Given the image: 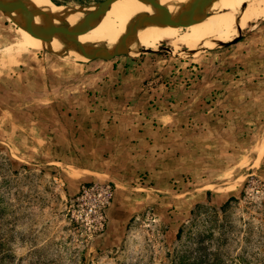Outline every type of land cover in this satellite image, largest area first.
<instances>
[{
    "label": "crops",
    "instance_id": "1",
    "mask_svg": "<svg viewBox=\"0 0 264 264\" xmlns=\"http://www.w3.org/2000/svg\"><path fill=\"white\" fill-rule=\"evenodd\" d=\"M34 51L0 68V147L21 161L73 172L71 196L83 182L114 186L97 250L122 244L139 209L134 190L171 195L165 184L181 165L196 170L190 163L198 150L234 156L230 150L264 126V62L245 54L232 62L206 51L193 73V59L167 64L144 51L88 63ZM10 76L12 104L1 94Z\"/></svg>",
    "mask_w": 264,
    "mask_h": 264
},
{
    "label": "rangeland",
    "instance_id": "2",
    "mask_svg": "<svg viewBox=\"0 0 264 264\" xmlns=\"http://www.w3.org/2000/svg\"><path fill=\"white\" fill-rule=\"evenodd\" d=\"M49 1L80 6L104 0ZM3 22L8 27L0 31V68L11 66L28 50L85 63L36 48L25 32L0 15V24ZM226 43L213 48L200 43L189 50L181 41L167 43L156 38L154 47L122 51L117 57L144 51L155 54L156 59H170L167 64L193 59L197 63L190 65L198 66L210 51L220 52L232 62L242 59V54L248 61L264 62V19L250 23ZM7 80L8 90L2 86L1 94L12 104L11 76ZM263 138L264 126L238 149L230 150L234 156L226 158L198 150L196 163H190L196 170H183L181 165L179 174L165 184L171 195L134 190L140 197L139 209L122 244L108 252L90 249L68 221L72 196L66 181L75 178L73 172L21 161L0 147V264H264V175L259 172L264 155L254 165Z\"/></svg>",
    "mask_w": 264,
    "mask_h": 264
},
{
    "label": "water",
    "instance_id": "3",
    "mask_svg": "<svg viewBox=\"0 0 264 264\" xmlns=\"http://www.w3.org/2000/svg\"><path fill=\"white\" fill-rule=\"evenodd\" d=\"M111 1L104 0L80 6H39L33 0H0V15L41 47L46 43H52L73 58L88 63L95 60H112L122 52L121 45L140 32L153 34L161 39L192 27L210 0H189L169 21H159L145 13L138 15L124 13L112 8ZM63 16L71 18L63 24L52 25L54 20ZM97 19L117 27L119 32L104 46L78 40L77 36L82 29ZM227 45L219 43V46Z\"/></svg>",
    "mask_w": 264,
    "mask_h": 264
},
{
    "label": "bare ground",
    "instance_id": "4",
    "mask_svg": "<svg viewBox=\"0 0 264 264\" xmlns=\"http://www.w3.org/2000/svg\"><path fill=\"white\" fill-rule=\"evenodd\" d=\"M33 1L39 6L53 5L51 3L52 1L50 2L49 0ZM188 1L189 0H112L110 5L112 8L124 13L138 15L145 12V14L156 20L169 21L177 15L178 10ZM70 18V16L57 18L53 21L52 25L63 24ZM261 19H264V0H210L203 7L198 21L192 27L157 39L160 42L167 43L181 41L183 46L189 50H193V48L200 43H203L205 48H213L219 43L235 40L238 33L243 32L250 23L258 22ZM118 32L119 29L117 27L97 19L87 24L78 34L77 39L93 45L104 46L108 44ZM187 37H192L190 38V42H187ZM32 41L33 45L40 49L41 45L34 40ZM155 44L156 37L153 34L140 32L138 35L126 40L121 45V50L124 52L135 51L154 47ZM42 47L65 58L78 60L52 43H46ZM263 155L264 138L260 141L255 151V166L259 164Z\"/></svg>",
    "mask_w": 264,
    "mask_h": 264
},
{
    "label": "built area",
    "instance_id": "5",
    "mask_svg": "<svg viewBox=\"0 0 264 264\" xmlns=\"http://www.w3.org/2000/svg\"><path fill=\"white\" fill-rule=\"evenodd\" d=\"M193 73L197 67L192 66ZM141 182V181H140ZM115 196V188L108 182H83L68 203L67 218L82 241L91 249L94 240L108 225L107 209Z\"/></svg>",
    "mask_w": 264,
    "mask_h": 264
},
{
    "label": "trees",
    "instance_id": "6",
    "mask_svg": "<svg viewBox=\"0 0 264 264\" xmlns=\"http://www.w3.org/2000/svg\"><path fill=\"white\" fill-rule=\"evenodd\" d=\"M208 194H209V192H208ZM230 201H233V199H231ZM176 237H177V238L179 237L178 234L176 235Z\"/></svg>",
    "mask_w": 264,
    "mask_h": 264
}]
</instances>
